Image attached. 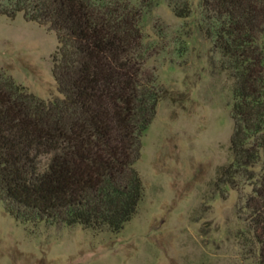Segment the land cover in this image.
<instances>
[{"label":"trees","instance_id":"16d2710c","mask_svg":"<svg viewBox=\"0 0 264 264\" xmlns=\"http://www.w3.org/2000/svg\"><path fill=\"white\" fill-rule=\"evenodd\" d=\"M156 0H0V15L56 33L59 95L44 99L0 66V201L22 223L119 232L137 213L142 136L170 93L144 20ZM176 16L192 0H169ZM204 31L234 78L232 160L216 186L253 185L245 208L264 264V0H200ZM173 98V96H171Z\"/></svg>","mask_w":264,"mask_h":264},{"label":"rangeland","instance_id":"374dc122","mask_svg":"<svg viewBox=\"0 0 264 264\" xmlns=\"http://www.w3.org/2000/svg\"><path fill=\"white\" fill-rule=\"evenodd\" d=\"M156 1L144 20L153 52L147 67L170 95L142 136L137 213L119 232L97 231L22 223L0 201V264H259L245 208L253 185L216 186L219 168L232 160L234 78L204 31L200 0L189 18L176 16L169 0ZM57 47L47 26L0 15V66L48 100L59 95Z\"/></svg>","mask_w":264,"mask_h":264}]
</instances>
